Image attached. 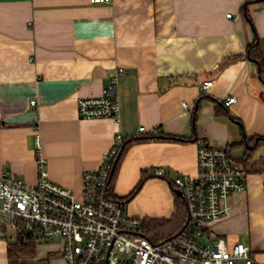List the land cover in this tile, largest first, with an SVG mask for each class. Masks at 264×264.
I'll list each match as a JSON object with an SVG mask.
<instances>
[{"label":"crops","instance_id":"1","mask_svg":"<svg viewBox=\"0 0 264 264\" xmlns=\"http://www.w3.org/2000/svg\"><path fill=\"white\" fill-rule=\"evenodd\" d=\"M248 1L0 0V174L37 183L38 136L50 178L81 198L85 170L121 133L110 194L143 220L171 219L177 188L154 170L195 175L201 141L226 147L248 187L211 229L264 264V80L245 56L254 41L264 55V1ZM118 68L120 122L80 118L77 100L102 94ZM141 125L159 132L137 136ZM31 244L0 233V264H64L60 239Z\"/></svg>","mask_w":264,"mask_h":264},{"label":"built area","instance_id":"2","mask_svg":"<svg viewBox=\"0 0 264 264\" xmlns=\"http://www.w3.org/2000/svg\"><path fill=\"white\" fill-rule=\"evenodd\" d=\"M114 72L102 94L77 100L80 118L106 117L120 122L117 85L125 72L122 68ZM212 84V80L204 81L203 91ZM235 101L231 95L225 105ZM30 102L36 104L34 99ZM158 132V128L141 125L136 135L156 136ZM125 141L126 137L117 133L98 169L85 170L79 198L50 178L37 136L38 182L28 184L16 176L0 174V233L19 244L60 239L64 264H257L250 245L240 241L230 244L211 229L213 222L230 213V196L248 187V169L235 161L226 147L201 141L195 175L170 177L163 168L154 170L181 192L187 212L182 228L157 242L145 233L143 219L129 214L126 203L109 192L113 166Z\"/></svg>","mask_w":264,"mask_h":264},{"label":"trees","instance_id":"3","mask_svg":"<svg viewBox=\"0 0 264 264\" xmlns=\"http://www.w3.org/2000/svg\"><path fill=\"white\" fill-rule=\"evenodd\" d=\"M251 1L260 2V1H264V0H250L247 2V4ZM243 10H245L244 7H243ZM245 56H247V58L257 62L258 66H259V70H260V76H261L262 80H264V55H263V52L260 48V42L254 41L253 44L249 45L247 50H246ZM241 57H242L241 55L235 56L232 59H229L228 61L237 60ZM153 137H155V136H153ZM125 144H124V146H125ZM123 147H122L121 151L123 150ZM119 154H118V156H119ZM244 159H246V158H244ZM113 174H114V172H113ZM113 174H112V176H113ZM112 176H111V178H112ZM131 195H129V197ZM176 199H177L176 200V206H175V210L173 211V213H174L173 217L171 219L145 218V220H143L144 231L152 240L160 242V240H164V239L174 235L176 232H178L182 228L181 226L185 223L186 218H187L186 204H185L183 198H181L179 195H176ZM121 200L126 203V199L125 200L121 199ZM15 247H16V252H18L20 254H31L34 251V247L32 244L31 245H17Z\"/></svg>","mask_w":264,"mask_h":264},{"label":"water","instance_id":"4","mask_svg":"<svg viewBox=\"0 0 264 264\" xmlns=\"http://www.w3.org/2000/svg\"><path fill=\"white\" fill-rule=\"evenodd\" d=\"M115 165H116V161H115V163H114V166H113V171H114V168H115ZM177 194L179 195V196H181V192L177 189Z\"/></svg>","mask_w":264,"mask_h":264}]
</instances>
